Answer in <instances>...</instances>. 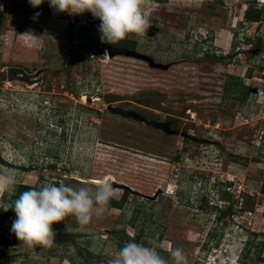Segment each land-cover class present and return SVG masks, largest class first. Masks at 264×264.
<instances>
[{
	"label": "rangeland",
	"instance_id": "1",
	"mask_svg": "<svg viewBox=\"0 0 264 264\" xmlns=\"http://www.w3.org/2000/svg\"><path fill=\"white\" fill-rule=\"evenodd\" d=\"M160 1L168 2L143 0L149 29L129 38L166 69L110 57L89 12L0 0V153L16 165L0 163V170L14 172L16 187L94 190L107 179L112 198L124 199L86 226L74 217L54 224L48 248L29 249L11 232L1 234L11 224L0 211V264H108L135 238L169 264L171 248L187 264H264V79L243 76L264 56L254 58L257 48L241 54L236 32L250 0ZM248 28L242 33L254 35ZM11 66L43 80L32 87L8 81ZM109 104L168 121L175 132L116 115ZM56 106L70 110L64 139L51 132ZM13 193H0L4 210Z\"/></svg>",
	"mask_w": 264,
	"mask_h": 264
},
{
	"label": "clouds",
	"instance_id": "2",
	"mask_svg": "<svg viewBox=\"0 0 264 264\" xmlns=\"http://www.w3.org/2000/svg\"><path fill=\"white\" fill-rule=\"evenodd\" d=\"M44 0H28L38 8ZM50 8L58 13L80 15L89 12L100 21L98 31L102 42L114 45L130 35H144L149 29V19L142 7L143 0H47ZM39 16L35 13L34 19ZM24 36V35H21ZM107 52V51H106ZM18 183L12 171L0 170V193L14 192ZM114 194L113 184L105 179L94 190L87 186L74 188L60 183H47L39 188L21 192L11 203L4 201L6 211L15 214L10 232L19 246L34 248L51 247L56 235L53 225L74 217L80 226H86L92 218L105 214ZM244 252L241 250L240 255ZM171 264H187L180 248L169 250ZM241 262V261H240ZM108 264H169L154 247L132 240L126 242Z\"/></svg>",
	"mask_w": 264,
	"mask_h": 264
},
{
	"label": "water",
	"instance_id": "3",
	"mask_svg": "<svg viewBox=\"0 0 264 264\" xmlns=\"http://www.w3.org/2000/svg\"><path fill=\"white\" fill-rule=\"evenodd\" d=\"M106 49H107L108 55L110 57H113L115 55L132 56V57L147 61L150 66L155 67V68L166 69L169 67V65H165L163 63L156 62L153 57H151L145 53H141V52L137 51L136 49L121 47V46H114V45H108V46H106ZM37 74H38V72L29 73L24 68H21L18 66H11L6 71V76H7L8 81L22 80V81L27 82L30 85L36 83L39 80V78L36 77ZM106 108H107V110H109L110 112H112L116 115H120L122 117L133 118L134 120H136L138 122H142L146 125H150L152 127L162 129L166 133H174L175 132V130H173L170 127V123L168 121L148 118L135 109H127V108L115 106L112 104H109ZM0 163L2 165L16 166V165L12 164L10 161H8L7 159H5L1 153H0Z\"/></svg>",
	"mask_w": 264,
	"mask_h": 264
},
{
	"label": "built area",
	"instance_id": "4",
	"mask_svg": "<svg viewBox=\"0 0 264 264\" xmlns=\"http://www.w3.org/2000/svg\"><path fill=\"white\" fill-rule=\"evenodd\" d=\"M250 7H254L255 9H263L264 8V0H250V1L243 2L242 7L240 9V11H243L241 21L239 22V26H240L239 29L240 30L236 31V32H239L237 37H238V42L241 44V45H238V49L249 50V49L257 48V53L255 54L254 58H258L259 55L264 56V16H262L258 20L246 19L245 12L248 11V9ZM232 9H233V3L231 6V10ZM249 24L251 25V27H253L254 35H248V33H242L244 29H247V31L248 30L250 31V29L248 28ZM232 26L234 27V30H238V23L237 22H235V24H232ZM235 33L234 34L232 33V37H231L232 40H234L233 36L236 35ZM243 43L248 45V47L244 48V46L242 45ZM260 48H262V49H260ZM256 62L258 63V61H256ZM252 66L253 65H248V67H246V70H247V68L252 69ZM246 70L244 71L243 76H247L248 72ZM255 70H253L251 72V77L255 78V79L263 80L264 79L263 78L264 72H263V74H259L258 71H255Z\"/></svg>",
	"mask_w": 264,
	"mask_h": 264
},
{
	"label": "trees",
	"instance_id": "5",
	"mask_svg": "<svg viewBox=\"0 0 264 264\" xmlns=\"http://www.w3.org/2000/svg\"><path fill=\"white\" fill-rule=\"evenodd\" d=\"M263 12L261 10H258V9H255L254 7H250L248 9V11L245 12V17L246 19L248 20H258L260 19V17L262 16ZM106 45H109L107 43H105ZM114 46H121V47H127V48H132L134 49L136 47V42L133 41L132 39H130L129 37L126 38L125 40L123 41H120L119 43L117 44H114ZM251 73H249L250 75ZM247 87V89H246ZM245 87V97H247V95L249 94L250 90L248 86ZM238 162V161H237ZM52 167H55V165H52ZM57 184V183H56ZM30 188H33L32 186L30 185H27V184H19L14 193H13V196H12V200H14L15 198L18 197V195L23 192V191H26ZM260 192L264 195V178H263V181H262V184H261V188H260ZM227 199H229L230 197L227 196L226 197ZM124 202V199L123 200H116L114 198H111L110 202H109V205L108 207H120L122 206V203ZM0 211L4 214L5 217L9 218L10 219V224H12V220L15 218V214L9 210V211H6L2 208V206L0 207ZM227 211L226 210H223V211H220L219 214H218V219L219 218H224L226 215H227ZM3 220V217L2 219ZM11 228V227H10ZM10 228H5V229H2L1 230V234H4L6 232H10ZM132 241L134 242H137L138 243V239L135 238V239H132ZM250 248V247H249ZM249 250V249H248ZM243 255L246 256L248 255V252L247 250H244L243 252Z\"/></svg>",
	"mask_w": 264,
	"mask_h": 264
},
{
	"label": "flooded vegetation",
	"instance_id": "6",
	"mask_svg": "<svg viewBox=\"0 0 264 264\" xmlns=\"http://www.w3.org/2000/svg\"><path fill=\"white\" fill-rule=\"evenodd\" d=\"M157 3H163V5H166V3L168 2H161L160 0H155ZM108 46V45H107ZM260 49H262V48H260ZM239 50H241L240 51V53L241 54H246V49L245 50H243V49H239ZM260 51V50H259ZM230 52H228V54H229ZM227 54V53H226ZM228 54L226 55V56H228ZM230 55H232L231 53H230ZM229 55V56H230ZM247 57H249V52H248V54H247ZM261 62V61H260ZM258 65H257V67L258 68H255L254 67V65L252 66V69H250V68H247V72H248V74L247 75H249V73H251L253 70H255V69H258V73L259 74H263V72H264V63L263 62H261V63H257ZM248 67V66H247ZM261 69H260V68ZM9 68V67H8ZM7 68V69H8ZM7 69H6V71H7ZM261 71V72H260ZM249 76H251V74L249 75ZM38 78H39V80L36 82V84H39V83H41L42 82V80H43V77H39L38 76ZM246 89H247V87H246ZM54 113V114H53ZM70 110H66V109H61L60 107H55L54 108V110H53V112H52V114H51V116H55L56 117V119H57V122H58V124H52V126L53 127H51V132L54 134V136H56V137H59L60 139H64V138H67V135H68V130H69V124H70V121H71V118H70Z\"/></svg>",
	"mask_w": 264,
	"mask_h": 264
},
{
	"label": "bare ground",
	"instance_id": "7",
	"mask_svg": "<svg viewBox=\"0 0 264 264\" xmlns=\"http://www.w3.org/2000/svg\"><path fill=\"white\" fill-rule=\"evenodd\" d=\"M33 85V84H32ZM32 85H29L30 87H32ZM99 155V154H98ZM97 158H99V156L97 157ZM98 160V159H97ZM105 162V161H104ZM99 163V162H98Z\"/></svg>",
	"mask_w": 264,
	"mask_h": 264
},
{
	"label": "crops",
	"instance_id": "8",
	"mask_svg": "<svg viewBox=\"0 0 264 264\" xmlns=\"http://www.w3.org/2000/svg\"><path fill=\"white\" fill-rule=\"evenodd\" d=\"M226 47H227V45H226Z\"/></svg>",
	"mask_w": 264,
	"mask_h": 264
}]
</instances>
